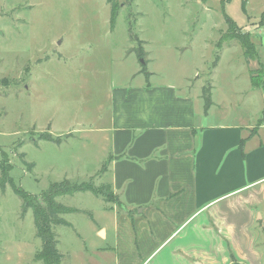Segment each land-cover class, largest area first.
I'll use <instances>...</instances> for the list:
<instances>
[{
  "label": "rangeland",
  "instance_id": "rangeland-1",
  "mask_svg": "<svg viewBox=\"0 0 264 264\" xmlns=\"http://www.w3.org/2000/svg\"><path fill=\"white\" fill-rule=\"evenodd\" d=\"M205 1L115 0L111 26L107 0H0V163L9 167L0 185V264H43L35 258L41 241L33 212L18 188L39 194L64 178L107 182L105 168L84 177L95 170L97 149H90L83 131L105 126L116 85L172 84L189 95L198 90L199 111L205 108L203 87L210 85L204 123L241 113L257 125L263 91L251 85L249 69L256 73L258 61L245 58L240 41L225 38L231 29L221 3ZM242 2L245 12L259 17L254 28L264 31V0ZM256 53L264 66V49ZM69 129L79 131L60 142L52 135ZM45 134L52 140L41 138ZM56 200L79 209L62 213L68 224L54 226L61 264H88L101 255L104 264H114L113 252L101 253L113 246L111 232L107 239L95 235L99 223L110 222L103 206L113 202L90 191Z\"/></svg>",
  "mask_w": 264,
  "mask_h": 264
},
{
  "label": "crops",
  "instance_id": "crops-1",
  "mask_svg": "<svg viewBox=\"0 0 264 264\" xmlns=\"http://www.w3.org/2000/svg\"><path fill=\"white\" fill-rule=\"evenodd\" d=\"M222 13L256 51L264 49V31L254 28L259 17L241 0L224 4ZM179 93L172 84L116 85L105 126L83 131L97 149L95 170L84 177L100 175L110 157L103 183L117 199L103 206L110 222L95 227L96 237L111 232L114 240L101 253L113 252L114 264H264V107L257 125L241 113L204 123L201 92ZM77 131L50 133L60 142ZM107 261L101 255L88 264Z\"/></svg>",
  "mask_w": 264,
  "mask_h": 264
},
{
  "label": "trees",
  "instance_id": "trees-1",
  "mask_svg": "<svg viewBox=\"0 0 264 264\" xmlns=\"http://www.w3.org/2000/svg\"><path fill=\"white\" fill-rule=\"evenodd\" d=\"M107 2L110 4V25L113 26L118 15L119 6L115 0H107ZM227 2H230V0L220 1L222 7ZM243 3L244 2H242V8H244ZM223 17L231 29V34L228 33L227 37L225 38L237 39L240 41L245 58L247 60L255 59L257 57L256 49L255 45L250 40L249 35L246 33H240V30L234 31L233 29H238L234 21L225 13H223ZM138 56L142 57V53L140 52ZM258 64L259 68L257 69L256 73L250 71V80L252 86L264 90V66L260 60H258ZM209 90L210 85L203 87L202 96L204 98L206 107L211 102ZM41 138L52 140L48 134H45ZM109 160L110 157L103 164V168L106 167ZM0 169L2 172L0 185H3L8 181L9 167L0 163ZM17 191L23 199L24 207H30L32 209L36 234L41 241V247L35 253V258L41 260L43 264H59L62 254L56 247L57 239L54 226L57 224H68V222L61 217L62 213L78 210L58 202L56 200L57 196L73 194L75 192L90 191L94 195L101 196L106 202H117V199L108 184L95 185L91 180L76 182L71 181L68 178H64L60 181L51 182L47 189L43 190L39 194H29L19 188Z\"/></svg>",
  "mask_w": 264,
  "mask_h": 264
},
{
  "label": "built area",
  "instance_id": "built-area-1",
  "mask_svg": "<svg viewBox=\"0 0 264 264\" xmlns=\"http://www.w3.org/2000/svg\"><path fill=\"white\" fill-rule=\"evenodd\" d=\"M263 125H264V122H263Z\"/></svg>",
  "mask_w": 264,
  "mask_h": 264
}]
</instances>
